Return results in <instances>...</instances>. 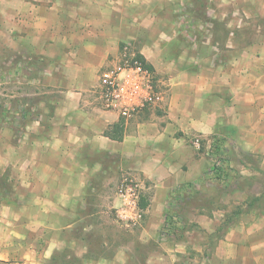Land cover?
Here are the masks:
<instances>
[{
	"label": "crops",
	"instance_id": "crops-1",
	"mask_svg": "<svg viewBox=\"0 0 264 264\" xmlns=\"http://www.w3.org/2000/svg\"><path fill=\"white\" fill-rule=\"evenodd\" d=\"M0 52V264L204 253L185 229L201 220L177 208L211 173L216 138L264 158V0H0ZM128 57L164 99L125 118L103 107L100 77ZM127 174L143 184L135 227L116 216ZM228 261L264 264V208L200 264Z\"/></svg>",
	"mask_w": 264,
	"mask_h": 264
},
{
	"label": "rangeland",
	"instance_id": "rangeland-1",
	"mask_svg": "<svg viewBox=\"0 0 264 264\" xmlns=\"http://www.w3.org/2000/svg\"><path fill=\"white\" fill-rule=\"evenodd\" d=\"M0 67L5 70L6 66L0 64ZM6 85L5 82L1 87ZM154 85L157 90H161L155 78ZM3 104L4 100H0V119L4 121L6 115H3L5 113ZM242 153L239 157L235 150L229 152L231 165L235 168V174H241L240 177L221 181L217 177L211 178L213 176L211 172L200 183L199 190L191 193L190 197L182 199L177 208L185 219L201 220V223L189 221L185 226V229L190 230L191 241L201 245L204 251L197 255L192 253L191 264L208 261L226 229L234 225L237 220H245L248 215H256L258 210L264 208V198L260 199L261 202H258V199L255 201L256 196H259L264 188V158H248Z\"/></svg>",
	"mask_w": 264,
	"mask_h": 264
},
{
	"label": "built area",
	"instance_id": "built-area-1",
	"mask_svg": "<svg viewBox=\"0 0 264 264\" xmlns=\"http://www.w3.org/2000/svg\"><path fill=\"white\" fill-rule=\"evenodd\" d=\"M154 77L153 72L134 57L105 68L100 77L103 107L128 118L146 106L161 103L164 93L156 89ZM194 144L200 147V139L195 138ZM142 190L141 180L133 174L122 177L117 185L120 203L116 207V216L127 226L135 227L144 219Z\"/></svg>",
	"mask_w": 264,
	"mask_h": 264
},
{
	"label": "trees",
	"instance_id": "trees-1",
	"mask_svg": "<svg viewBox=\"0 0 264 264\" xmlns=\"http://www.w3.org/2000/svg\"><path fill=\"white\" fill-rule=\"evenodd\" d=\"M143 62V61H142ZM144 66L147 68L149 64L145 61L143 62ZM229 152H231V148L229 144L224 139L216 138L212 144V148L210 151L211 157L213 158V168L211 172L213 176L211 178L217 177L220 178L221 181H227L232 177H240L241 174H235V168L231 165V158L229 157ZM4 186L3 181L0 180V188ZM258 197L255 198V201ZM168 227L172 229V223L168 221ZM177 225L174 224L173 228Z\"/></svg>",
	"mask_w": 264,
	"mask_h": 264
}]
</instances>
